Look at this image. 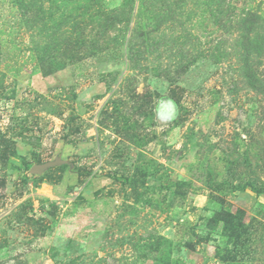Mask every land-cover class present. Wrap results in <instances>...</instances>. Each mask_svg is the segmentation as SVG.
Instances as JSON below:
<instances>
[{"label": "rangeland", "instance_id": "obj_1", "mask_svg": "<svg viewBox=\"0 0 264 264\" xmlns=\"http://www.w3.org/2000/svg\"><path fill=\"white\" fill-rule=\"evenodd\" d=\"M206 4L0 0V264H264V0Z\"/></svg>", "mask_w": 264, "mask_h": 264}, {"label": "trees", "instance_id": "obj_2", "mask_svg": "<svg viewBox=\"0 0 264 264\" xmlns=\"http://www.w3.org/2000/svg\"><path fill=\"white\" fill-rule=\"evenodd\" d=\"M221 5L222 4V0H208V4H206V5H210V6H212V5ZM254 16H255V21L253 20L252 22H253V24L254 23H260V20H259V16L257 15V14H254ZM255 26H256V24H255ZM255 43H253V45H254ZM252 45V46H253Z\"/></svg>", "mask_w": 264, "mask_h": 264}, {"label": "water", "instance_id": "obj_3", "mask_svg": "<svg viewBox=\"0 0 264 264\" xmlns=\"http://www.w3.org/2000/svg\"><path fill=\"white\" fill-rule=\"evenodd\" d=\"M48 165H49V164H44V165L35 166V167H33L32 170L40 171V170L45 169Z\"/></svg>", "mask_w": 264, "mask_h": 264}]
</instances>
